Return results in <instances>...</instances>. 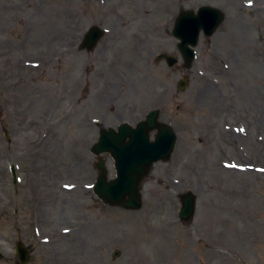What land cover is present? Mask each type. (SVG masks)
Wrapping results in <instances>:
<instances>
[{"label": "rangeland", "instance_id": "374dc122", "mask_svg": "<svg viewBox=\"0 0 264 264\" xmlns=\"http://www.w3.org/2000/svg\"><path fill=\"white\" fill-rule=\"evenodd\" d=\"M204 4L226 18L187 69L172 30ZM93 25L107 33L78 48ZM154 108L178 138L144 181L160 204L100 202V128ZM18 240L28 264H264V0H0V264H22Z\"/></svg>", "mask_w": 264, "mask_h": 264}, {"label": "water", "instance_id": "95a60500", "mask_svg": "<svg viewBox=\"0 0 264 264\" xmlns=\"http://www.w3.org/2000/svg\"><path fill=\"white\" fill-rule=\"evenodd\" d=\"M226 18L225 12L213 5H203L197 10L181 9L172 35L178 40V50L184 60V66L190 69L196 59V47L200 38L212 36ZM106 30L97 25L91 26L81 40L80 49L93 50ZM169 66H174L180 60L176 54L162 52L158 55ZM190 76H184L178 81V88L184 91L189 84ZM160 109L149 110L145 119L139 121L136 127L128 122H122L118 131L113 128H103L99 140L93 145L92 151L96 154L111 152L115 158L116 177L108 179L104 160L99 163L100 175H98L95 187L96 193L105 203L125 209H140L142 197L140 184L151 171L152 166L161 160L171 158L177 143V134L172 125L160 121ZM157 130V134L151 139L150 131ZM15 165L11 166L14 184H18V175ZM196 194L188 190L181 196V209L179 217L186 223L193 221L196 210ZM16 254L22 264H28L31 254L23 241L15 245ZM120 252L116 250L114 256Z\"/></svg>", "mask_w": 264, "mask_h": 264}, {"label": "flooded vegetation", "instance_id": "af4514ba", "mask_svg": "<svg viewBox=\"0 0 264 264\" xmlns=\"http://www.w3.org/2000/svg\"><path fill=\"white\" fill-rule=\"evenodd\" d=\"M139 121V120H137ZM137 121L135 122H130L132 126H136V124L138 123ZM128 122V121H127ZM121 124V123H120ZM119 124V125H120ZM119 125L115 126V128H118ZM104 126H102L99 130V133L101 131V129L103 128ZM155 132L152 133V135H154ZM92 153V152H91ZM93 154V153H92ZM112 153L111 152H107V154L105 153L104 155L102 156H97L95 154H93L95 156V161L93 162V165H94V169L97 171V174L99 173V170H98V164L101 162V160L103 159L104 160V163H105V166L107 168V171H108V174H109V170L115 168V159L113 157V155H111ZM144 184L145 182H143L141 185V196L143 198V204H144V199H147V198H151V197H154L156 199L157 202L154 203V205L158 206L159 203V200H161V194L163 193V191H167V190H161V189H153L151 187H148L147 189L144 188ZM161 186V185H159ZM93 192L95 193V190L92 188ZM187 189H185L183 192H185ZM183 192H180L177 194L178 196V199L180 200V197L181 195L183 194ZM96 194V193H95ZM163 195V194H162ZM168 195V194H167ZM98 200L102 203H104L98 196H97ZM197 200H198V195H197ZM154 212V209L151 210V214H153ZM178 219L180 220L179 218V210H178ZM181 221V220H180Z\"/></svg>", "mask_w": 264, "mask_h": 264}]
</instances>
